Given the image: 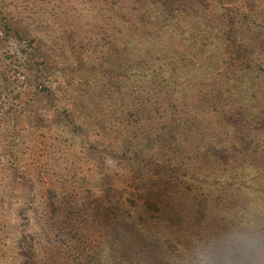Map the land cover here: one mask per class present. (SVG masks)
Masks as SVG:
<instances>
[{"label": "trees", "instance_id": "16d2710c", "mask_svg": "<svg viewBox=\"0 0 264 264\" xmlns=\"http://www.w3.org/2000/svg\"><path fill=\"white\" fill-rule=\"evenodd\" d=\"M158 1L161 14L170 15L171 0ZM201 5L209 8V0H201ZM222 10L218 21L228 29L229 39L223 62L210 55L211 49L200 53L201 46H194L192 51L206 53L207 59L199 56L194 64H179L166 44L158 41L150 9L125 8L123 13L115 9L112 17L118 12L128 26L127 33L120 31V46H111V51L124 55L119 63L116 59L102 69L105 85L80 101L83 114L71 107L56 114L82 142L90 141L91 134L87 151L104 189V214L112 224L111 232L121 239L113 230L120 226L130 243L128 248L121 245L126 264H264V251L246 256L219 243L244 233L256 237L264 249V211L259 210L258 220L248 217L250 200L232 186L233 171L239 168L264 176V41L238 39V31L246 36L242 28L249 14L226 6ZM0 22L5 33L25 42L22 53L33 94L51 96L43 81L50 63L40 38L3 16ZM213 60L223 64L222 73L214 71L195 81L196 71L202 73L201 68ZM5 81L2 71L0 92L8 90ZM9 110L14 120L15 112ZM86 118L91 129L82 123ZM108 155L139 174L120 197L104 170ZM182 172L197 182L183 189L178 182ZM52 184L47 191L48 226L57 229L56 187L62 188L63 183L55 178ZM261 189L264 205L263 184ZM122 198L129 204L125 215L119 207Z\"/></svg>", "mask_w": 264, "mask_h": 264}, {"label": "rangeland", "instance_id": "374dc122", "mask_svg": "<svg viewBox=\"0 0 264 264\" xmlns=\"http://www.w3.org/2000/svg\"><path fill=\"white\" fill-rule=\"evenodd\" d=\"M200 3L171 0L172 10L166 15L161 14L158 0L143 4L128 0H0V20L3 16L40 38L50 63L43 81L51 90V96L33 94L22 53L25 42L5 33L0 22V72L4 71L8 87L0 92V264H126L121 251L130 243L120 226L113 230L120 233L122 241L111 232L112 224L104 214V189L87 151L91 131L90 141L82 142L56 114L70 107L83 114L80 101L105 85L102 69L116 59L119 63L124 55L111 51V46H120L128 26L118 12L112 17L115 9L122 13L125 8L150 9L158 41L166 44L179 64H191L199 56L207 59L206 53L200 54L207 48L223 62L228 29L218 20L225 6L249 14L247 26L242 28L246 36L238 31V39L264 41V0H209V8ZM135 20L140 25L136 16ZM194 46H201L200 53L192 51ZM222 66L213 60L201 68L202 73L196 71L198 78L194 80L200 82L201 76L210 77L214 71L221 74ZM9 109L15 112L14 120ZM86 120L82 119L83 125L91 129ZM104 170L110 175L116 197L125 195V188L139 175L112 156L106 159ZM233 172L236 183L232 186H238L250 200L248 217L258 220L259 210L264 211L263 173L246 168ZM204 174H200L201 179ZM190 177L179 173L183 189L197 182ZM55 178L63 183L62 188L57 184L55 198L60 224L50 229L47 191L54 187ZM122 200L119 207L125 215L129 204Z\"/></svg>", "mask_w": 264, "mask_h": 264}, {"label": "clouds", "instance_id": "9594fccd", "mask_svg": "<svg viewBox=\"0 0 264 264\" xmlns=\"http://www.w3.org/2000/svg\"><path fill=\"white\" fill-rule=\"evenodd\" d=\"M219 243L228 250H234L246 256L253 254L259 256L264 251L256 237L244 233H234L225 237Z\"/></svg>", "mask_w": 264, "mask_h": 264}]
</instances>
